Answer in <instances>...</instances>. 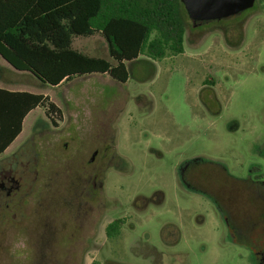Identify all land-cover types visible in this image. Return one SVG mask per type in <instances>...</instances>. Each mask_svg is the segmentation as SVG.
<instances>
[{
	"label": "rangeland",
	"instance_id": "rangeland-1",
	"mask_svg": "<svg viewBox=\"0 0 264 264\" xmlns=\"http://www.w3.org/2000/svg\"><path fill=\"white\" fill-rule=\"evenodd\" d=\"M191 23L182 54L127 63V83L94 74L45 88L58 115L29 114L0 156L45 123L34 146L53 159L26 171L13 212L0 193V264H258L264 4ZM75 47L116 64L100 36ZM117 220L121 229L108 238Z\"/></svg>",
	"mask_w": 264,
	"mask_h": 264
},
{
	"label": "trees",
	"instance_id": "trees-1",
	"mask_svg": "<svg viewBox=\"0 0 264 264\" xmlns=\"http://www.w3.org/2000/svg\"><path fill=\"white\" fill-rule=\"evenodd\" d=\"M188 19L180 0H0V54L15 69L52 87L92 74L124 84L130 79L127 63L184 52ZM95 34L106 39L115 65L73 48L75 38ZM37 107L58 115L57 106L42 95L0 90V156ZM121 226V220L109 224L108 238L118 235Z\"/></svg>",
	"mask_w": 264,
	"mask_h": 264
},
{
	"label": "flooded vegetation",
	"instance_id": "flooded-vegetation-1",
	"mask_svg": "<svg viewBox=\"0 0 264 264\" xmlns=\"http://www.w3.org/2000/svg\"><path fill=\"white\" fill-rule=\"evenodd\" d=\"M232 19V18H231ZM229 20V19H228ZM41 123V125H39ZM45 123L40 122L39 120L34 124V129L35 132L26 140L24 141L20 146L17 147V149L9 154L8 156H4L0 158V193L2 194L3 198L5 199V209L8 212L14 211L15 206L19 208L21 205L22 201L24 200L23 194H22V183L24 180V176L26 171L30 172V168H40V160L41 159H53V154L52 151L48 149V151H40L37 148H35L34 144L37 143L36 141V132L39 131L40 136L43 134L40 132V128L44 126ZM40 126V127H39ZM42 126V127H41ZM41 152V153H40ZM94 156L91 159V163L93 164L95 162V158L99 154V150L96 149L93 151ZM46 160V161H48ZM36 163V164H34ZM12 168V169H9ZM15 168H28V170H23L22 172H16ZM96 168H99L97 166ZM19 175V176H18ZM95 177H97V174H95ZM257 179V178H256ZM253 178L248 177V182L252 185H256L258 187L263 186V178H260V180H256ZM96 186L94 182V187ZM258 223H263L264 224V214H259L257 215ZM257 223V222H256ZM255 222L253 225L250 227L251 230H249L252 234L256 231V227L258 226V223L256 224ZM257 225V226H256ZM236 232V231H235ZM237 233V232H236ZM233 234H235L233 232ZM249 234V236H251ZM244 236L245 234L242 233ZM249 242V241H248ZM246 246V245H245ZM247 247V246H246ZM257 256H258V264H264V254L263 251H256ZM97 262H94L95 264ZM99 263V262H98Z\"/></svg>",
	"mask_w": 264,
	"mask_h": 264
},
{
	"label": "crops",
	"instance_id": "crops-1",
	"mask_svg": "<svg viewBox=\"0 0 264 264\" xmlns=\"http://www.w3.org/2000/svg\"><path fill=\"white\" fill-rule=\"evenodd\" d=\"M97 36H100V37L104 38L101 34H95L94 36L87 37V38H85V37H77V38H75L73 40V48L78 50V51H80V52H82L85 55L93 57V54L88 53V52L83 51V50H80L77 47H75V43L79 39L87 40V39H90V38L93 39V38H95ZM94 42L96 43L97 41L94 39L92 42H89V43H94ZM96 51H98V50L96 49ZM108 52H109V47H108ZM95 58H97V57H95ZM141 58H143V57H140L139 60H141ZM103 59H106V58H103ZM92 75H94V74H92ZM67 83H69V82H63L57 87H52V86H49L47 84H44L39 79H37L33 74H31L30 72H28V71H20V70L15 69L0 54V90H5V91L11 92V93H29V94H33V95H42V96H44V99H48L49 102H52V103H54L57 106V104L52 100L51 96L47 95L46 93H43V92H44L46 87H50L52 89H56L58 87L64 86ZM38 109H42V108L41 107H37L36 109L32 110L29 114H31L32 112H34V111H36ZM29 114L27 115V117L29 116ZM26 118H25V120H26ZM25 120H24V122H25ZM23 128H24V123H23ZM11 145H10V147H11ZM8 149L4 152V154L7 153Z\"/></svg>",
	"mask_w": 264,
	"mask_h": 264
},
{
	"label": "water",
	"instance_id": "water-1",
	"mask_svg": "<svg viewBox=\"0 0 264 264\" xmlns=\"http://www.w3.org/2000/svg\"><path fill=\"white\" fill-rule=\"evenodd\" d=\"M194 27L221 22L252 9L257 0H180Z\"/></svg>",
	"mask_w": 264,
	"mask_h": 264
}]
</instances>
